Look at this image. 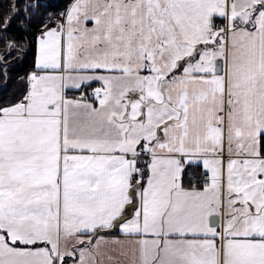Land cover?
<instances>
[{"label": "snow or ice", "instance_id": "6c2138e0", "mask_svg": "<svg viewBox=\"0 0 264 264\" xmlns=\"http://www.w3.org/2000/svg\"><path fill=\"white\" fill-rule=\"evenodd\" d=\"M0 264H264V0H0Z\"/></svg>", "mask_w": 264, "mask_h": 264}]
</instances>
